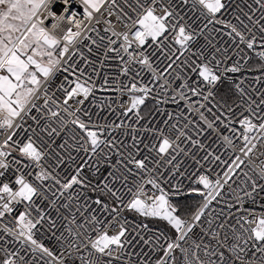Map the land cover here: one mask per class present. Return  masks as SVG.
I'll use <instances>...</instances> for the list:
<instances>
[{
	"label": "snow or ice",
	"instance_id": "snow-or-ice-1",
	"mask_svg": "<svg viewBox=\"0 0 264 264\" xmlns=\"http://www.w3.org/2000/svg\"><path fill=\"white\" fill-rule=\"evenodd\" d=\"M243 2L248 11L239 5L237 9L247 23L236 16L238 23L233 24L224 19L232 0H0V240L16 242L25 250L31 246L33 253L42 250L51 256L34 236L44 225L49 231L56 229L59 220V227L68 233L65 237L61 232L58 237L66 242L59 264H112L113 259L127 255L126 245L135 238L133 232L151 246L153 253L162 252L154 261L143 260L139 264H264V205L259 210L244 207L257 203V196L264 193V166L257 171L236 156L215 180L204 173L196 177L194 183L202 185L206 192L196 188L184 192L177 185L173 193L177 199L193 194L203 197L195 214L183 219L176 214L178 207L170 203L169 193L158 179L169 166L180 171L183 160L178 157L192 159L196 165L193 175L204 164L220 161V156L211 150H205L199 158L187 150L189 144L198 151L205 149L203 143L184 130L192 123L193 130L204 131L199 122L185 119L182 127L171 124L175 135L170 137L161 128H131L123 120L90 126L81 118L82 107H77L96 89L84 67L91 64L96 76H100L83 52L86 48L92 54L90 45H95L102 49L103 61L119 58L121 73L133 81L116 89L128 94L127 101L119 106V116L128 117L131 113L138 123L143 119L141 106L153 91L151 81L160 85L161 95H166L169 85L179 80L181 83L168 100L179 103L199 97L192 101L190 111L204 109L200 120L207 129L222 136L229 147L235 146L234 140L221 133L220 126L235 134L238 130L232 125L238 124L243 129L238 138L245 145L241 152L251 157L256 149L253 141L264 142V90L247 91L241 87V80L234 85L236 101L229 104L226 99H218L222 82L232 81L229 74L245 70L251 59L245 50L254 51L260 60L256 69L247 65V70L264 73V0H254L255 8L247 0ZM95 14H100L106 25L103 31L108 34L100 36V42L91 36L92 32H100L101 19ZM113 14L124 31L115 30ZM94 19L96 25L91 26ZM221 35L231 37L235 48L220 44ZM84 41H90V45ZM257 48L262 50L256 51ZM233 54L236 60H232ZM77 61H84L85 66H79ZM103 61L100 68L105 67ZM145 73L150 74L151 81L137 86V78ZM259 80L257 77L256 82ZM103 84H108L106 77ZM57 92L64 97L62 101L52 99ZM213 109L220 115L208 120L206 113ZM180 118L167 116V120ZM126 127L130 130L119 132V136H130L131 143L113 135ZM21 132L25 133L23 137ZM142 132L152 134L154 142L145 143ZM144 150L148 154L141 156ZM66 159L75 166L73 172L62 176L60 169ZM78 159L80 162L76 163ZM242 165L254 175L244 172L243 186L232 188L229 182L235 183L233 177ZM85 167L92 168L97 176L102 167L110 171L94 183L83 174ZM154 171L156 176L152 175ZM226 186L230 189L227 193ZM120 188L131 194L126 205ZM89 191L100 195L93 199L88 196ZM222 194L233 202L224 200ZM101 196L111 197L141 217L166 222L173 235L154 233L155 239L145 240L137 231L141 226L129 231L127 219ZM218 198L228 211L221 209L212 215L210 205ZM89 200L112 219L105 224L95 213L86 214ZM113 224L114 234H109ZM142 227L148 229L147 224ZM0 253V264H27L20 250L9 251L0 245Z\"/></svg>",
	"mask_w": 264,
	"mask_h": 264
},
{
	"label": "built area",
	"instance_id": "built-area-1",
	"mask_svg": "<svg viewBox=\"0 0 264 264\" xmlns=\"http://www.w3.org/2000/svg\"><path fill=\"white\" fill-rule=\"evenodd\" d=\"M120 3H122V0H119ZM248 4H251L253 8L256 7L254 4V0H247ZM237 5H239L240 9H243L244 12L248 11V7L243 2V0H232V3L230 4V8L228 12L224 15L225 20H230L233 24H237L238 21L236 20V16H239L241 20H245V23H247V20L243 16L242 12H240L237 9ZM107 7V5L105 6ZM101 12H104V9H101ZM97 19H101L100 32H92L91 36L93 39L100 42V36L108 35L106 34L103 29L106 27V25L103 22V19L101 18L100 14H95ZM259 15V13H257ZM112 21L115 22L114 27L117 32L124 31V27L122 24H120L117 21V17L115 14L111 16ZM85 25H88V21H84ZM96 25V20L94 19L91 22V26ZM216 28H221V25H216ZM224 32L227 31V29L223 30ZM85 35H88L86 33ZM106 42V41H105ZM219 42L222 45H229L231 48H235V42L232 40L231 37L227 35H221L219 37ZM84 43L90 45V41H84ZM201 44H203V40L200 41ZM93 47L94 52L92 54H89L87 52V49H83L84 55L88 57V60L92 61L93 64H95L96 69L100 72V76L97 77L95 72L93 71L92 65L88 64L86 67H84V70L88 76L92 77L93 82L96 85V89L94 90L92 96L88 98L84 102L82 106V113L81 118L86 122L89 123L90 126L93 124L97 125H107L108 121H115L116 123H119L120 120H123L125 125H130L131 128H161L165 134L171 136L175 135L174 130L170 127L171 124L176 123L178 127H182L185 123V119L192 121V122H199V125L201 128L205 129L204 131H200L198 129H192V123H189L188 127L184 130L186 132H189V134L192 136L193 139L200 141L205 145L204 150H197L196 147H193L191 144L188 145L187 150H190L194 153H196V157L199 158L204 155L205 150H211L214 154L220 156V161H223L221 163L220 161L212 162L211 164H204L202 168L199 169V172H196L195 175H193L194 169L196 168V165L193 163L192 159L190 157H178V160H183V163L181 164L180 171L176 172L175 169H173L171 166H169L167 169L162 170V175L159 176L158 182L161 184V186L169 193V199H177L176 196L173 195L175 188L177 185L181 188L182 191L187 192L189 189L196 188L200 189L202 188V185L198 183H194L196 180V177L200 175L201 173L207 174L211 179L215 180L218 178V175L222 176L223 172L227 170V167L232 164L234 161V158L236 156H240L241 159L245 160V164H250L252 168H255L257 171L259 170V167L264 166V142L253 141V143L256 144V149L252 153L251 157H245L241 149L245 147L244 142L242 139L238 138L239 132H242L243 129L239 127L238 124H233L232 127L237 128V133H232L230 129L224 128L223 126H220V132L224 135H228L229 138L234 140V147H229L227 143L223 140V137L218 135L217 133H213L211 129H207V125L204 124L203 121L200 120V112L205 111L204 109H201L200 112L197 111H190L189 106L192 104L193 100H198L199 97H192V100L185 101V100H179V103H173L168 100V97L172 95L173 91L175 90L176 85H179L181 82L177 80L175 84L169 85V91L166 95H161V88L158 83L155 81H151L150 74H143L141 77L137 78V86H141L144 84H149L153 88L152 93L149 95V97L145 100L148 103L151 104V107L147 109V112H144V109L141 108V114L143 116V119H141L138 123L135 121V117L133 114L129 113L128 117L119 116L120 104L127 101L128 94L125 92L122 94L120 91H117V87L123 89L125 85L133 82L130 77L125 76L121 73V62L119 58L112 59L110 61H103V57L100 55V52L102 49H96L95 45H90ZM241 49L244 48L243 45L239 46ZM262 49L257 48L256 51H260ZM239 51V49H237ZM247 55L251 57L247 61V64L245 65V70L235 73V74H229L232 76L231 82H222V84L219 86L220 89L224 84H229L231 86L230 91L225 90V99L228 100L229 104H232L234 101L238 98V93L235 92L234 85L235 83H239L241 80H243V84L241 87L245 88L247 91H251L252 88H256L259 90H264V73H262L260 70H253L248 71L247 65H252L254 69H256V66L260 64L259 58L256 56L254 51H247ZM114 55V54H110ZM127 59V55H125V60ZM237 56L233 54L232 60H236ZM103 61L105 64L104 68H100V63ZM229 64L232 63V61H228ZM242 64H244V61H241ZM77 64L79 66H85L84 61H77ZM160 68H163V64L159 65ZM108 79V84H103L104 78ZM259 77V83L256 82V78ZM103 88L104 90H100ZM230 93V95H228ZM139 95V94H138ZM63 100L64 97L61 95V93L57 92L55 96H53L52 99ZM179 99V97H177ZM218 99H221V97L218 95ZM223 99V98H222ZM160 100L165 101L164 103H159ZM40 103H43V101H40ZM70 105H74L73 101H69ZM55 107V105H52ZM111 108H115L116 111L113 112L110 110ZM208 107H211V105H207ZM240 111L239 108L236 109V113L238 114ZM64 115V113H61ZM168 114H172L174 117H181L179 121L177 120H167ZM208 120H212L214 116L220 115V113L213 109L211 113H206ZM245 115H247V112H245ZM24 119H27L26 117ZM223 119V117H222ZM167 121V123H166ZM19 123V120L17 121ZM258 122V121H254ZM28 124H31V120H27ZM71 127V126H70ZM130 128L126 127L123 129H119L118 131H114L113 135L118 136L119 139L123 140L126 143H131V137L130 136H119V132H125L129 131ZM21 137L25 135V133L21 132L19 133ZM141 135L144 137L145 143H153L154 137L152 134L147 132H142ZM249 135H256V133H249ZM259 139V136H258ZM142 147V145H141ZM147 150H144L140 153L141 156L147 155ZM75 155V153L73 154ZM83 155V154H81ZM154 155V153L152 154ZM79 159L76 161V163H79ZM89 163H92L91 161ZM74 163L72 161H68L66 159L65 164L60 169L61 175L65 176L69 172H73ZM152 165L149 163V168H151ZM210 169V170H209ZM110 171V169L106 167H102L100 173L97 175H94L93 169L89 167H85L84 169V175H87L90 179L93 180L94 183L99 182L100 180H103V178L107 175V172ZM248 172L249 175H254V173L250 170L249 167H245L244 165L241 166L239 170H237V176L233 177L235 180V183L229 182L231 184L232 188H237V186H243L242 181L245 179L243 173ZM183 173V175H181ZM74 174V173H73ZM156 172L154 171L152 173L153 176H156ZM147 179V177H145ZM146 188H150V186L146 185ZM203 190V188H202ZM205 190V189H204ZM207 191V190H205ZM230 189L226 186L225 192H229ZM120 192L122 194V199L126 203L130 200L131 194L126 191L124 188H120ZM67 195V194H66ZM100 195L99 193H92L88 192V196H91L93 199ZM223 195V194H222ZM181 196L179 198L186 197ZM102 199L105 200V202L109 205V207H117L118 211L120 212V216L122 218H126L129 226V231L132 230L133 227L136 225H140L141 228L137 229V231H140L141 235L144 237L145 240L147 239H155L154 233L156 235H160V233H163L166 237H171L170 232L167 230L155 226L153 224H150L148 220L151 221H160L158 219L153 218H144L139 216L138 214L129 211L125 206H122L118 204L114 199L107 196H101ZM224 200H228L230 203L233 202L231 198L227 195H223ZM257 203H248L245 204V208H253L259 210L261 205H264V193H261L259 196H257ZM89 207H88V213H95L99 218L104 219L105 224L108 220L112 219V216L108 213L103 212V210L95 205L92 204L91 201H88ZM221 209H223L225 212L228 211L223 201H221L218 198V201H214L209 208V211L212 215L218 214ZM198 210V209H197ZM233 212H235V209H232ZM177 214V213H176ZM195 214V213H194ZM193 214V215H194ZM53 215H55L53 213ZM178 215V214H177ZM192 215V216H193ZM207 215V213H206ZM192 216L188 218L183 219H190ZM61 222L57 220L58 227L56 229H53L52 231H49L48 225H44L42 228H40L39 231L35 232L34 238L37 240V242L43 247L48 248V250L52 253L51 256H49L47 253L43 252L42 250H37L35 253H33L30 248L31 246H26L25 249H20V246L16 242H9L5 243L4 240H0V245L3 247L8 248L9 251L13 250H20L21 256H23L27 264H59L60 260L63 259L61 256V253H64L66 242L62 241L58 237L61 236V232H63V235L65 237L68 236V233L66 231H63L62 228L59 227ZM147 224L148 229H143V225ZM115 225L108 229L109 234H114ZM196 231H199V229H196ZM95 235V233H92ZM2 235V234H0ZM132 236L135 237L131 240V243L126 245L127 248V255L121 256L120 259H113L112 264H139L140 261L143 260H151L154 261L157 257L162 255L161 251H156L155 253L152 252L151 246L147 245L143 242V240L140 239L139 236H136V233L133 232ZM161 243H163V237L161 238ZM3 256V253H0ZM66 255V253H65ZM103 259H110V258H103Z\"/></svg>",
	"mask_w": 264,
	"mask_h": 264
},
{
	"label": "trees",
	"instance_id": "trees-1",
	"mask_svg": "<svg viewBox=\"0 0 264 264\" xmlns=\"http://www.w3.org/2000/svg\"><path fill=\"white\" fill-rule=\"evenodd\" d=\"M231 86L229 84H224L221 89H220V93L219 96L223 99H225V90L230 91ZM230 95V93L228 94ZM144 112H147V109H144ZM202 190V188H200ZM175 200V206L178 207V212L177 214L180 215L182 218H188L190 216H192L197 209L199 208L203 197L199 196L198 194H193L190 196H186L183 198H179V199H174ZM172 201V200H171ZM148 222L150 224H153L155 226H159L165 230H167L168 232L172 233L171 236L173 235V230L170 228V226L167 225V223H163L161 220L160 221H151L148 220ZM3 256L0 254V259H2Z\"/></svg>",
	"mask_w": 264,
	"mask_h": 264
},
{
	"label": "rangeland",
	"instance_id": "rangeland-1",
	"mask_svg": "<svg viewBox=\"0 0 264 264\" xmlns=\"http://www.w3.org/2000/svg\"><path fill=\"white\" fill-rule=\"evenodd\" d=\"M151 107V104L150 103H148L147 101H145V104L143 105V106H141V108L142 109H149ZM203 191H205L204 189H203ZM206 192V191H205ZM175 199V198H174ZM174 199H169L170 200V203H173V204H175V200ZM172 200V201H171ZM163 223H166V222H164V221H162Z\"/></svg>",
	"mask_w": 264,
	"mask_h": 264
}]
</instances>
